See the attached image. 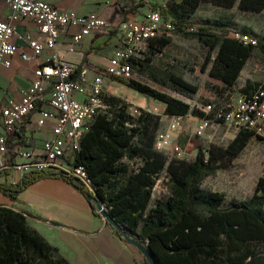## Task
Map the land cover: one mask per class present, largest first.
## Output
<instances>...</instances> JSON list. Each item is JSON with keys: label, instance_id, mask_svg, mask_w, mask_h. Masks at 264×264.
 I'll return each mask as SVG.
<instances>
[{"label": "trees", "instance_id": "trees-1", "mask_svg": "<svg viewBox=\"0 0 264 264\" xmlns=\"http://www.w3.org/2000/svg\"><path fill=\"white\" fill-rule=\"evenodd\" d=\"M203 3L259 13L264 10V0H167L162 8L173 18L177 32L193 36L208 48L203 71L212 62L209 75L232 87L258 44L264 52V35L243 25L238 32L257 36L258 43L233 37L235 21L225 16L205 18L200 26L193 24L191 20ZM191 27L194 30H189ZM170 42L171 36L153 39L142 56L131 60L133 73L148 66L152 57L144 58L147 53L163 51ZM118 80L164 103L169 116L204 115L201 109H192L188 102L149 83L133 77ZM168 80L183 95L199 91L198 85L181 75L170 74ZM262 85L249 79L242 94L254 93ZM107 101L111 108L95 117L75 156L74 165L85 167L92 190L78 177L45 171L25 174L17 183L0 182V191L15 203L31 184L60 177L86 196L96 215L102 217L96 201L88 198L95 193L117 222L148 245L156 264H264V173L257 179L253 193L242 199H228L224 192L202 185L206 176L227 169L255 136L263 140L264 136L242 129L227 145L210 143L206 149L195 139L198 152L194 159H170L155 145L162 124L160 114L138 106L139 113L134 114L132 102L111 94ZM190 141L191 137L185 135L179 144L186 148ZM125 158L140 160V164L132 168ZM164 170L171 182L170 194L151 206L153 189ZM0 264L71 263L57 246L29 225L24 210L0 203ZM144 264H149L145 257Z\"/></svg>", "mask_w": 264, "mask_h": 264}, {"label": "built area", "instance_id": "built-area-1", "mask_svg": "<svg viewBox=\"0 0 264 264\" xmlns=\"http://www.w3.org/2000/svg\"><path fill=\"white\" fill-rule=\"evenodd\" d=\"M11 10L6 19H0V63L9 67L18 52L19 27L29 23L35 30H27L21 37L32 50L22 53L24 60H37L47 52V60L39 61L34 79L20 99L6 96L0 88V117L3 132L0 133V182L12 173L21 175L32 172H55L78 177L92 190V181L83 165H74L75 156L81 148V140L90 124L99 114L111 108L107 101L109 92L104 76L89 78L87 67L71 62L57 50L62 32L80 26L78 33L71 35L72 45L81 42L84 36L116 28L121 46L109 58L104 74L113 79L133 77L131 60L142 56L150 42L162 36H172L177 26L171 16L162 12L167 1L151 6L142 21L122 19L117 24L97 13L81 14L73 9L55 6L45 0H7ZM189 30H194L193 27ZM233 37L258 43L257 38L247 33H235ZM134 114L139 110L132 106ZM201 110L196 134L213 128H225L237 133L250 129L264 136V84L250 94H242L236 101L220 104L206 101ZM48 131L40 143L33 132ZM156 148L166 149L173 145L170 130L157 133ZM178 153L186 148L179 142L174 145ZM105 264H110L106 262Z\"/></svg>", "mask_w": 264, "mask_h": 264}, {"label": "rangeland", "instance_id": "rangeland-1", "mask_svg": "<svg viewBox=\"0 0 264 264\" xmlns=\"http://www.w3.org/2000/svg\"><path fill=\"white\" fill-rule=\"evenodd\" d=\"M223 16L231 17L235 21L234 30L236 31H233L231 35L238 33L243 25L252 27L259 36L264 35V10L259 13H252L240 11L237 7L227 9L211 3H203L191 22L200 26L206 17L218 18ZM255 38L259 40L257 36ZM150 54L147 53L144 57H152L148 66L135 72L133 78L183 99L191 105L192 109H201L206 101H215L220 104L236 101L242 95V88L249 79L253 83L264 84V52L260 48V44L257 45L253 56L248 59L238 83L232 87H226L223 82L209 75L208 70L212 66V62L209 63L208 69L203 71L202 66L208 54V48L193 36L176 32L171 36V42L163 51ZM214 56L215 52L212 53V57ZM170 74L181 75L186 80L198 85L199 91L191 96L179 93L170 86L168 80ZM109 81H107V87L111 95L127 99L134 102L135 106L142 105L146 109L161 115L160 131L170 130L173 134V145L163 149L170 159L174 157L194 159L198 152V147L194 143L195 139L206 149L210 143L227 145L236 134L222 127L218 128L216 132L213 128H208L206 132L196 134V126L200 116H195L192 113L184 117L169 116L165 114L166 107L162 102L130 89L118 79ZM219 89H222L223 92H218ZM131 90H133V94ZM211 92H214V96L211 95ZM185 135L190 136L191 141L188 143L185 152L178 153L175 151L174 145ZM124 161L128 162L132 168L140 164V160L125 158ZM263 173L264 140L255 136L227 169H219L214 174L206 176L202 185L214 191L224 192L228 199L233 197L242 199L253 193L256 181ZM170 191L171 182L166 170H164L153 189L151 206L157 199L168 196ZM66 242L67 255L75 264H105L106 262L110 264H144V255L134 245L118 238L109 226H104L98 235L87 239L84 243L72 241L73 244H71L69 239Z\"/></svg>", "mask_w": 264, "mask_h": 264}, {"label": "crops", "instance_id": "crops-1", "mask_svg": "<svg viewBox=\"0 0 264 264\" xmlns=\"http://www.w3.org/2000/svg\"><path fill=\"white\" fill-rule=\"evenodd\" d=\"M45 1L61 8L76 10L81 14L97 13L117 24L122 19L142 21L148 14L150 7L161 0ZM10 13L7 0H0V19L8 18ZM29 29L36 31L35 27L29 23L23 22L19 27V36H16L19 48L12 59L11 66L7 67L0 63V88L4 90L6 96L15 99L21 98L23 91L34 79V71L38 67L39 61H45L49 56L47 52H44L39 61L22 58V53H32V50L20 37ZM80 29V26H74L62 32L57 50L65 59L87 67L89 78L102 74L108 90L107 81L114 79L104 74V69L109 58L121 46L120 34L116 28H112L98 34L86 35L81 42L72 45L69 43L72 40L71 35L78 33ZM131 91L133 94V90ZM132 103L136 105L134 102ZM138 107L143 106L138 105ZM2 132L0 117V133ZM45 135H49V132H33V138L37 140V143H40ZM20 178V174L12 173L6 176L5 181L13 182ZM0 203L14 205L16 208L24 210L27 213L29 225L38 230L51 244L57 246L61 254L71 264L75 263L67 255L66 240L69 239L71 244H73L72 241L84 243L87 239L98 235L105 226L104 219L96 215L87 197L71 183L60 177H47L31 184L19 195L18 201L15 203L0 191Z\"/></svg>", "mask_w": 264, "mask_h": 264}, {"label": "water", "instance_id": "water-1", "mask_svg": "<svg viewBox=\"0 0 264 264\" xmlns=\"http://www.w3.org/2000/svg\"><path fill=\"white\" fill-rule=\"evenodd\" d=\"M88 198L96 201L98 213L104 219L105 226H109L114 234L121 240L134 245L144 255L149 264H156L155 258L148 245L117 222L108 212L104 202L95 193L91 194Z\"/></svg>", "mask_w": 264, "mask_h": 264}]
</instances>
